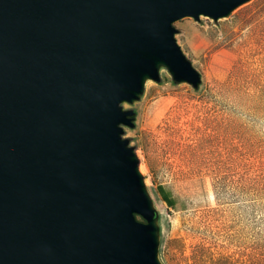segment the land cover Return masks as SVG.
I'll return each mask as SVG.
<instances>
[{
  "label": "water",
  "instance_id": "95a60500",
  "mask_svg": "<svg viewBox=\"0 0 264 264\" xmlns=\"http://www.w3.org/2000/svg\"><path fill=\"white\" fill-rule=\"evenodd\" d=\"M248 1L0 0V264H161L122 105L161 70L198 90L173 23Z\"/></svg>",
  "mask_w": 264,
  "mask_h": 264
},
{
  "label": "rangeland",
  "instance_id": "374dc122",
  "mask_svg": "<svg viewBox=\"0 0 264 264\" xmlns=\"http://www.w3.org/2000/svg\"><path fill=\"white\" fill-rule=\"evenodd\" d=\"M172 27L198 90L161 70L122 105L135 112L122 138L158 213L159 261L264 264V0Z\"/></svg>",
  "mask_w": 264,
  "mask_h": 264
},
{
  "label": "trees",
  "instance_id": "16d2710c",
  "mask_svg": "<svg viewBox=\"0 0 264 264\" xmlns=\"http://www.w3.org/2000/svg\"><path fill=\"white\" fill-rule=\"evenodd\" d=\"M159 192L161 194V198L163 200V202L168 206V207H172L174 206V200L172 198H170L168 196V194L165 193V191L163 190L162 187H159ZM137 219H139L138 217H136Z\"/></svg>",
  "mask_w": 264,
  "mask_h": 264
}]
</instances>
